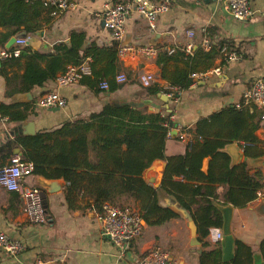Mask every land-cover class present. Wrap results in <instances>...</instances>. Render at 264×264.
Returning a JSON list of instances; mask_svg holds the SVG:
<instances>
[{
  "label": "crops",
  "instance_id": "0c3cea01",
  "mask_svg": "<svg viewBox=\"0 0 264 264\" xmlns=\"http://www.w3.org/2000/svg\"><path fill=\"white\" fill-rule=\"evenodd\" d=\"M3 1L0 0V6ZM40 1L42 3V0H23V6L27 7L26 16L31 24L29 27L20 25L11 34L13 36L25 32L31 36L32 52L44 55V58L36 60L39 67L46 68L52 55L57 54L56 45H70L73 32H76L83 36L86 52L89 55L94 54L93 57L90 55L91 58H86L91 63L94 62L96 70L103 74L108 72L111 78L118 75V72H123L126 80L117 82L115 79L121 85L110 92L109 96L105 95L108 91L96 94L84 83L58 86L56 77L42 86L27 90L18 75L24 72L28 58L22 56L6 63L5 74L0 70V102L11 103L16 93L25 91L31 92L32 98L30 101L19 103L21 109L24 104L31 106L24 120H8L7 116L0 115V146L8 141H15L20 136L53 130L66 121L86 118L115 99L139 103L141 105L137 107L145 111L166 113V109L146 103L150 99L159 105L165 104L158 97V93L148 94V87L157 85L167 89L171 85V78L178 71L186 69L182 51L193 55L198 49L209 50L221 41L230 43V47L226 44L225 46L229 51H234L236 58L227 60L224 65L220 64V58H215L212 64L221 66L220 74L212 73L204 81L186 88L176 101L168 100L172 114L168 124L171 123L172 137L170 135L168 140L167 152H183L186 141L188 144L194 140L199 121L209 120L224 110H244L238 107L243 92L255 80L264 79V0H249L253 15L244 21L234 19L217 0H170L169 8L157 18L154 30L149 28L144 17L132 11L124 23L123 39L128 34L130 45H151L155 47V53L123 56L117 54V67L112 71H109L110 58H115L112 48L119 42L112 38L110 31L104 26L102 15L106 5L126 0H72L75 4L73 8L56 15L51 14ZM6 30L7 28L0 26V33ZM188 31L193 32L192 37H189ZM36 32H41L43 36L35 35ZM205 41L208 42L207 45ZM45 42L49 46H45ZM188 43H191L190 51L186 49ZM2 48L5 46H0V49ZM162 52L173 55V58L158 63L159 55L164 56ZM62 61L57 75L70 66L64 59ZM201 68L203 66L200 65L197 69ZM146 73L154 75L149 86H143L139 81L140 75ZM49 90H55L64 97L65 105L60 108L37 106V98ZM159 92L164 93L162 90ZM248 111L253 112V108L248 107ZM248 111L244 110V113L248 114ZM255 111L259 113L258 109ZM27 120L34 123V133L15 135L17 126ZM253 123L258 124L253 130L257 141L249 150L262 156L264 119H259L258 114L253 119H248L246 128H242L240 135L246 130L249 132ZM216 132H219V128L214 127L211 133ZM180 133L184 134V140L179 139ZM228 133L235 134L234 127L228 126L224 134ZM209 134L208 131L207 135ZM23 151V147L16 143L12 155L20 157ZM250 167L252 170L261 168L264 172L263 167ZM149 175L155 173L149 172ZM23 181L39 186L36 174H28ZM65 185L66 182L60 190L46 194L45 223L29 222L22 202H18L13 193L0 186V231L17 238L23 246L22 250L13 256L0 251V264H139L140 257L154 246L168 252L171 264H198L200 253L190 250V229L186 220L182 221V215L160 225H148L143 220L141 235L132 242L130 249L123 252L102 234L100 222L96 218L97 212L90 207H84L86 199L75 195L73 206L68 205ZM216 191L221 198L224 186L218 185ZM166 198L164 193H159L161 205H166ZM122 202L134 204L139 208L138 202L131 198L123 197ZM259 204L253 200L245 207H234L231 226L235 241L240 240L249 245L264 263V257L259 251L260 242L264 239V213L258 210ZM219 232V227H210L208 234L203 238L210 248L219 241ZM200 242L202 245V241Z\"/></svg>",
  "mask_w": 264,
  "mask_h": 264
},
{
  "label": "trees",
  "instance_id": "16d2710c",
  "mask_svg": "<svg viewBox=\"0 0 264 264\" xmlns=\"http://www.w3.org/2000/svg\"><path fill=\"white\" fill-rule=\"evenodd\" d=\"M26 12L23 0L2 2L0 26L7 30L0 33V46H5L18 26L29 27L31 23ZM82 38L80 33L73 32L70 45L57 44V54L52 55L46 68H41L36 63L44 55L32 52L30 47H21L18 56L1 61L0 70L5 74L6 63L26 56V68L18 75L20 82L27 90L42 86L56 77L63 59L70 65H77L87 56H94L86 52ZM225 44L228 47L231 45L221 41L209 50L198 49L193 55L182 51L186 69L178 71L171 78V85L167 89L151 85L147 89L148 94L154 95L161 90L165 93L172 87L188 88L191 84L190 74L211 68L215 58H220V64L224 65L227 61L220 50ZM112 49L115 58H110L109 71L117 67L118 43ZM162 54L164 56L159 55L157 58L158 63L173 58V55L165 52ZM200 65L203 68L197 69ZM89 66L91 74L84 75L81 83L88 85L96 94L113 92L121 85L115 81L117 75L111 78L108 72L103 74L95 69L94 62H89ZM103 82L107 84L106 88L102 87ZM24 105L21 109L19 103L0 102V115L7 116L8 120H24L27 110L31 108L30 105ZM248 107L250 108L249 105L239 106L246 111ZM252 107L253 112L248 111V114L244 110H224L209 120L199 121L194 140L185 145L184 151L168 154L171 123L166 125L164 121L166 116H171V111L153 112L129 104L114 106L107 103L101 110L86 118L66 121L53 130L8 141L0 146V165L10 161L14 156V145L20 144L24 149L20 159L33 163V174L65 180V195L69 206H73L74 196L79 195L86 199L85 208L90 207L94 212L101 213L104 204L123 206L122 198H131L138 202L141 216L148 225H160L181 215L171 205L159 203V193H164L193 215L197 236L204 248L199 254L198 264H253L255 252L240 240L235 241L234 257L225 262L221 258L219 241L210 248L203 240L210 227L220 228L222 225V215L215 203L245 207L255 199L257 190L264 185V172L261 168L252 170L246 162L231 165L230 157L219 150L227 143L241 140L238 142L246 156H258L249 150L257 141L253 130L258 124L253 123L249 132L246 130L240 135L242 128H246L248 119H253L257 114L261 119V112L257 113V108L254 105ZM228 126L234 127L235 134H224ZM214 127L219 128V132L211 133ZM208 131L214 135H207ZM207 156L210 161L204 172L202 165ZM157 158L165 160L167 165L161 185L154 188L142 177V173ZM218 185L224 186L221 198L216 191ZM9 192L20 201L15 191ZM0 251L4 252L1 248ZM259 251L264 257V239L260 242Z\"/></svg>",
  "mask_w": 264,
  "mask_h": 264
},
{
  "label": "built area",
  "instance_id": "2783aa9c",
  "mask_svg": "<svg viewBox=\"0 0 264 264\" xmlns=\"http://www.w3.org/2000/svg\"><path fill=\"white\" fill-rule=\"evenodd\" d=\"M230 14L239 21H244L253 15V9L249 0H217ZM43 7L50 10L51 14L56 15L62 11L74 7L72 0H42ZM170 5V0H126L114 4L106 5L104 14V26L110 31L112 38L119 42L118 54L120 56L126 54H148L155 53V47L151 45H123L121 44L124 36L125 20L128 15L134 11L139 16L144 17L151 30L156 28V21L159 15L165 12ZM189 37L193 32L188 31ZM31 36H18L13 44L14 49H0V60L18 56L21 47H31ZM208 42L205 41V45ZM191 43L186 45V49L190 51ZM224 59L231 60L236 58L234 51H229L226 46L220 50ZM89 59H84L77 65H70L59 73L55 82L58 86H68L81 83L84 75L91 74ZM221 66L216 65L207 70L196 71L190 74L191 84L204 81L210 74H220ZM154 75L151 73L142 74L139 81L143 86L151 85ZM126 75L120 72L116 76L117 82H124ZM102 87L106 88L107 84L102 83ZM185 89L172 87L165 92L168 99L176 101ZM36 105L42 108L62 107L65 105V98L55 90H49L40 95L36 100ZM240 105H254L261 112V119H264V79L255 80L242 95ZM253 108V107H252ZM172 115V114H171ZM171 116H166L164 123L168 125ZM171 129V128H170ZM184 134L180 133L179 138L184 140ZM189 142V141H188ZM187 143V141H186ZM33 163L23 161L19 156L14 155L10 161L4 165H0V186L8 191H15L22 202L24 212L27 219L31 223H45L46 211L42 203L41 189L39 186L26 184L23 180L28 174H33ZM254 201L257 203L264 202V185L257 190ZM131 205H112L104 204L103 211L96 214L97 220L100 222L102 234L111 242L117 245L123 252L131 248L134 242L142 233L144 222L138 208ZM221 233H218V238ZM22 243L17 238H12L8 234L0 231V248L8 255H16L22 250ZM139 264H171L168 252L159 246L148 249L139 260Z\"/></svg>",
  "mask_w": 264,
  "mask_h": 264
},
{
  "label": "water",
  "instance_id": "95a60500",
  "mask_svg": "<svg viewBox=\"0 0 264 264\" xmlns=\"http://www.w3.org/2000/svg\"><path fill=\"white\" fill-rule=\"evenodd\" d=\"M102 22L104 24V14L102 15ZM25 32L18 33L17 35L11 36L8 41L5 44V48H10L16 38L18 36H25ZM35 35L38 36H43L41 32H36ZM130 42L129 35H125L123 41L121 44L127 45ZM45 46H49L48 43H44ZM1 63V61H0ZM160 74V71H158ZM105 95L109 96L110 92H106ZM158 97L162 99V101L165 102L164 105H159L150 99L146 102L147 104L154 106L156 108H163L168 111H171V108L169 107L168 104V97L165 93L163 92H158ZM32 98L31 92L25 91V92H20L16 93L15 96L12 98L13 103H22V102H27L30 101ZM112 105L114 106H120L123 104H129L133 107L140 106L141 104L136 103V102H126L125 100L123 101H118L115 99V101L111 102ZM58 108V107H55ZM34 123L32 121H25L21 122L18 126L17 129L14 130L15 135H21L22 133L24 134H32L34 133ZM221 152L226 153L230 157V164L231 165H238L242 162H246L249 166H257V167H263L264 168V155L262 156H257V157H249L245 155V151L237 141H232L230 143L225 144L222 148L219 149ZM210 161V157L207 156L203 160V165H202V170L204 172L207 171L208 169V163ZM167 162L165 160H162L160 158L155 159L149 167H147L143 173L142 177L147 180L149 183H151L154 188H158L161 185V181L166 169ZM152 171L155 173V175H150L148 176V173ZM65 180L63 178H47L44 176L39 175L38 176V184L41 187V197H42V203L43 206L45 207L46 203V194L47 193H54L58 190L61 189L62 186H64ZM166 205H171L177 212H179L186 220V225L190 229V250L191 251H197L198 253H201L203 251V247L201 245L200 240L198 239L197 236V226L195 224L194 218L192 213L185 208L182 204H180L177 201H174L172 199L166 198L165 199ZM215 206L217 209L221 212L222 215V225L220 227V233L221 236L219 237V244H220V249H221V258L222 261H229L231 260L235 253H234V248H235V237L232 233V218H233V211H234V206L232 204H221V203H215ZM258 210L262 213H264V202H261L258 206ZM253 264H264L260 255L256 253L254 255V261Z\"/></svg>",
  "mask_w": 264,
  "mask_h": 264
},
{
  "label": "rangeland",
  "instance_id": "374dc122",
  "mask_svg": "<svg viewBox=\"0 0 264 264\" xmlns=\"http://www.w3.org/2000/svg\"><path fill=\"white\" fill-rule=\"evenodd\" d=\"M180 139V138H179ZM180 140H182V139H180ZM187 144V143H186ZM150 172H152V171H150ZM148 176H150L149 175V173H148ZM122 205H131V206H134V204H131V203H126V202H123V204ZM134 207H136V206H134ZM137 208V207H136ZM136 208H134L135 210H136ZM139 209V208H138ZM182 217V221H185V219H184V217L183 216H181Z\"/></svg>",
  "mask_w": 264,
  "mask_h": 264
}]
</instances>
